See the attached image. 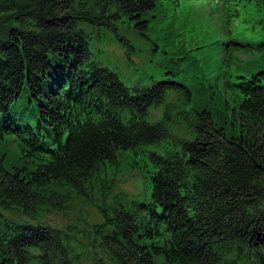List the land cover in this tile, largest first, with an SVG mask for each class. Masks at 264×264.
<instances>
[{"label":"trees","instance_id":"trees-1","mask_svg":"<svg viewBox=\"0 0 264 264\" xmlns=\"http://www.w3.org/2000/svg\"><path fill=\"white\" fill-rule=\"evenodd\" d=\"M181 3L214 27L219 13L228 26L264 15V0L220 1L219 13L209 0H0V264H264V69L237 84V107L197 110L180 82L130 89L90 59L91 26L127 59L119 25L159 52L146 33L171 43L174 20L157 27ZM190 68L205 90L206 64ZM124 170L143 173L147 202L118 190Z\"/></svg>","mask_w":264,"mask_h":264},{"label":"rangeland","instance_id":"rangeland-1","mask_svg":"<svg viewBox=\"0 0 264 264\" xmlns=\"http://www.w3.org/2000/svg\"><path fill=\"white\" fill-rule=\"evenodd\" d=\"M186 10L185 3H181L178 10L174 14L167 13L165 21L157 27L161 28L160 31L163 33L165 26L169 25L168 21L174 20L171 43L157 39L158 36L155 37L151 32L146 33L147 39L158 44L159 52L156 53L149 51L148 42L137 40L134 35L123 31L125 25H119L117 31L124 33L136 49V52L130 55V59L126 58L113 33L101 27H85L90 59L101 67L115 72L119 80L130 89L148 88L153 81L172 79L191 90L192 109L213 110L212 106L219 103L233 109L240 101L237 84L242 78L249 79L258 70L264 69V47L260 46L264 42V15L241 17L240 20L229 24V32H222L220 27L205 23L208 19L202 11L193 13ZM195 46H198L199 50L194 48ZM176 49H185L188 53L184 56ZM183 56L185 59L179 62ZM193 60H201L206 64L207 76L203 84L205 90L201 89L190 68ZM25 101L26 95L23 93L19 103L14 107L13 115L17 119H20L22 113L28 114L24 111ZM152 111L153 109L149 110V120L155 121L161 113V108ZM171 132L176 136H184L185 127L181 123H173ZM4 148L16 164L17 154L14 145L5 140ZM4 168L12 170L9 164H4ZM115 179L118 190L128 198L139 203L148 201L150 189H147L141 171L124 170L116 174ZM84 211H88L91 216L89 223L100 222L95 210L87 208ZM46 222L62 226L65 219L60 214H54L48 216Z\"/></svg>","mask_w":264,"mask_h":264}]
</instances>
